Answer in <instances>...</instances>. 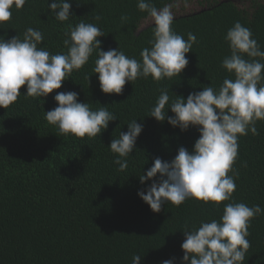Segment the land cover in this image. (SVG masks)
Returning a JSON list of instances; mask_svg holds the SVG:
<instances>
[{"label":"trees","instance_id":"1","mask_svg":"<svg viewBox=\"0 0 264 264\" xmlns=\"http://www.w3.org/2000/svg\"><path fill=\"white\" fill-rule=\"evenodd\" d=\"M51 2L26 0L19 10L13 5L11 18L0 24V37L23 39L31 27L44 36L39 47L53 55L66 53L69 25L83 21L105 33L98 38L104 51L119 47L126 56L140 60L141 50L150 47L152 24L146 20L147 12L138 9L137 0H70L74 15L65 22L54 18L48 8ZM151 3L158 9L172 4V29L185 40L188 33L196 36L186 54L189 63L179 76L159 82L151 76L138 78L126 83L120 95L104 94L98 74L92 71L98 58L93 52L60 89L32 98L24 95L26 86H22L15 102L0 107V264H132L134 254L142 256L141 264H162L171 258L180 264L186 223L191 229L202 221L219 220L230 202L264 208V120L256 122L259 135L249 131L238 138L232 200L217 206L188 199L179 206L165 204L154 213L137 195L151 184H141L139 176L155 158L171 160L179 147L191 150L199 138L195 127L181 132L167 119L158 122L148 116L161 90L168 91L170 104L176 96L187 99L204 86L218 89L225 78H234L221 62L231 54L224 37L236 22L251 29L264 50V0ZM122 16L127 20L122 21ZM60 91H76L79 102L89 103L92 110L107 106L118 120L93 138L58 137L45 112L57 106L53 97ZM167 114L174 115L170 109ZM132 120L142 123L143 130L127 158V169L120 171L113 162L117 155L108 146ZM248 231L251 246L243 264H264V214L251 220Z\"/></svg>","mask_w":264,"mask_h":264},{"label":"clouds","instance_id":"2","mask_svg":"<svg viewBox=\"0 0 264 264\" xmlns=\"http://www.w3.org/2000/svg\"><path fill=\"white\" fill-rule=\"evenodd\" d=\"M26 0H0V24L11 18L10 9H21ZM70 0H52L48 3L57 21H68ZM141 12H147L146 20L152 24L150 47L140 52V60L130 58L118 48L104 51L99 37L105 33L92 23L79 24L65 33L66 53L50 54L38 45L43 41L41 31L27 28L23 39L15 35L8 40L0 37V107L7 108L21 95L26 86L27 97H46L60 89L74 70L81 69L93 52L97 53L92 71L98 74L100 90L104 94L120 95L128 82L149 76L159 82L179 76L189 61L186 54L196 42V36L188 33L185 40L171 27L174 21L173 5L157 8L151 0H137ZM96 20L100 17L96 16ZM122 21L127 17L122 16ZM139 31V28L137 29ZM229 44L230 55L221 67L234 78H225L219 88L204 86L202 91L192 92L184 99L176 96L170 104L166 89H162L149 117L167 122L181 132L189 127L197 128L199 138L191 150L181 146L171 160L159 157L139 176L141 184L151 181L146 190L137 195L154 213L171 203L179 206L188 199L213 202L217 206L232 200L236 190L238 172L232 167L238 156V138L259 135L256 122L264 120V50H261L251 29L236 22L224 37ZM98 50V51H97ZM245 56L248 59H245ZM261 58V59H255ZM90 77H88L89 80ZM57 106L45 112L46 121L58 129V137L72 134L79 138L100 135L117 116L102 106L92 110L87 102H79L76 91H60L53 97ZM167 106V110H166ZM174 114L168 116V110ZM128 130L119 133L108 146L117 155L113 161L119 170L128 167L127 158L133 152L143 124L132 120ZM233 175H229V172ZM264 214L260 205L227 203L219 220L201 222L198 228L184 225L185 239L181 244L183 256L180 264H243L250 248L248 228L251 220ZM142 256L134 254L132 264H141ZM176 264V259L162 261Z\"/></svg>","mask_w":264,"mask_h":264}]
</instances>
